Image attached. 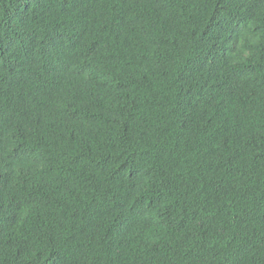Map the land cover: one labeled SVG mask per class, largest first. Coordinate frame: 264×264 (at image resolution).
<instances>
[{
	"label": "trees",
	"instance_id": "trees-1",
	"mask_svg": "<svg viewBox=\"0 0 264 264\" xmlns=\"http://www.w3.org/2000/svg\"><path fill=\"white\" fill-rule=\"evenodd\" d=\"M0 264H264V0H0Z\"/></svg>",
	"mask_w": 264,
	"mask_h": 264
}]
</instances>
